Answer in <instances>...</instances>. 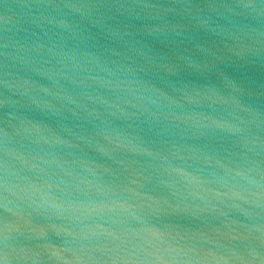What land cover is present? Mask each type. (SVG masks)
<instances>
[{"label": "water", "instance_id": "1", "mask_svg": "<svg viewBox=\"0 0 264 264\" xmlns=\"http://www.w3.org/2000/svg\"><path fill=\"white\" fill-rule=\"evenodd\" d=\"M0 264H264V0H0Z\"/></svg>", "mask_w": 264, "mask_h": 264}]
</instances>
